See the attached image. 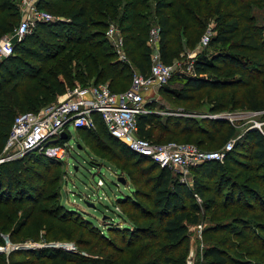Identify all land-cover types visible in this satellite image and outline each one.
<instances>
[{
	"label": "trees",
	"instance_id": "trees-1",
	"mask_svg": "<svg viewBox=\"0 0 264 264\" xmlns=\"http://www.w3.org/2000/svg\"><path fill=\"white\" fill-rule=\"evenodd\" d=\"M46 1L44 3H47L46 7L48 8L50 4H48V0ZM60 1L72 2V5L65 10L68 21L37 24L31 35L15 47L14 55L7 57L0 64L6 78L0 83V128L2 132L7 129L10 120L8 109L10 104L24 109L30 108L36 112L51 104V100L56 94H63L66 89H70L76 84L86 85L84 80L89 77H94L93 84L107 82L111 92H117L114 89L120 86V93L129 89L134 72L143 76L149 72L150 49L146 45L149 34L148 15L146 12L145 14L141 12L147 7L146 0ZM209 2H214L211 9H208ZM224 2L225 0H184L177 4V1L174 0H155L153 16L157 20L156 24L159 28V51L162 62L167 65H170L173 58H180L181 53L184 52L185 54L188 50L192 51L198 45L204 32L205 23L201 16L204 15L205 10L206 14L214 15L216 23L215 33L210 37L207 46L191 59L193 74L184 71L189 60L186 59L169 81L160 86L158 90L176 101L190 102L195 99L196 93L205 89L210 91L238 89L233 94L235 99L232 101L233 105L252 112H264V78H262L264 76V40L261 36L263 27L256 24V18H253L250 13L253 6L263 7L264 0H228L230 7H233V5L238 6V12L240 13L238 16L232 15V13L223 14ZM203 5H206L205 10ZM6 8L8 10L12 8L9 1H0V14ZM89 8L93 15L102 19L89 21L87 18ZM107 19L115 21L121 31L124 53L129 64L117 60V55L104 36L108 24ZM13 27L11 23L0 22V33H10ZM97 27H101L102 30L99 31ZM88 29H92L91 32H87ZM98 36L99 40L95 39ZM70 45H80L83 49L70 50L57 62L49 66L46 69L48 76L45 79V84L37 82L35 85H27L26 82L33 80L40 68L28 62L31 58L30 55L34 52L33 50H39L40 46H44V54L40 55L46 63L48 60L55 58L60 53L61 48ZM54 49L57 51L54 52ZM51 50L53 51L51 52ZM19 54L27 58L23 62L21 61L20 66V61L16 62L19 59ZM79 58L81 59L78 60ZM13 80L16 82H14L11 92H16L18 95L15 98L11 94L10 98L6 99L9 95L3 94L4 87ZM173 82L175 86H172ZM213 101L205 103L209 108V112L223 109L224 104L220 102L219 98ZM202 106L203 104L200 105V107ZM94 120L97 128L95 132L100 133L99 139L103 141L111 156H119L116 153L117 146H119L128 153L129 159L134 160L129 165L141 177L157 171L153 182L151 181V187L154 194L153 206L160 212L159 221L161 226L159 232L166 242L160 247L164 252L165 260L163 259V262L160 263L159 258L153 257L149 260L131 264H176L168 255L187 241L186 223H196L198 221L195 214L183 205L187 201H192L193 206L195 196L203 202V207L207 208L206 214L208 209L211 211L217 209L221 212L232 208L233 210L242 211L241 216L233 218L232 223L231 221L215 223L205 229L203 234L209 233L210 236L227 235L242 241L245 240L250 244L246 250L243 247L245 244L242 242L238 244L237 248L246 253L248 257L259 254V260L264 261V254H260V250L264 249V240H262V234H260L261 238L257 234L258 231L264 233V225L261 223L256 224L252 218H247L249 215L245 211L248 208L249 210L256 209L260 213L258 218L264 219V197L252 193L251 199L255 205L252 204L251 206V202L247 199L242 202V188L226 174L227 158L222 163L209 161L191 168L190 173L193 181L192 186L189 187L173 178L171 171L167 168H160L149 158L130 151L123 142L108 133L98 115H94ZM136 122L137 135L153 143H164L181 136H188L189 139H192V136H195L193 142L201 150H210L205 146L207 144L211 146L218 139L221 131H223V135L219 140L221 142L220 146L233 138L235 134L233 126L219 120L201 121V119L167 117L164 122H161L156 114H140L137 116ZM77 131L84 132L88 138H93L90 133L92 131L81 128ZM5 140L6 137H3V143ZM230 154L244 156L245 159L251 162L253 167L247 164L241 165L237 163V160H232L237 168L241 167V169L244 168L248 171L259 170L261 172L258 174L257 183L264 189V143L262 134L257 130L245 132L240 138V142L236 143L235 146L233 145L228 152V155ZM31 155L44 157L49 163L54 162L53 159H49L42 153L32 151L27 155L25 154L21 160H16L13 163L12 170L9 168L8 163L0 164V207L12 204L14 198L10 197L11 189L14 188L20 192L26 190L27 183L22 178L26 169L23 167L22 162ZM147 163L150 164L148 168H141V165ZM212 164L216 166L217 170L211 173L207 170ZM2 177H4V185ZM207 177L214 180L212 185L206 183ZM129 178L131 181L133 180L130 175ZM147 182L150 183V180ZM2 194L3 196H1ZM167 194L171 196L170 200L168 199L169 196L165 197ZM37 199L38 197L36 201ZM127 201L128 199H119L118 202L126 203ZM129 202L134 203V201ZM55 210H60V207H55ZM55 212L52 211L51 215ZM61 213L58 215L61 222L76 223V226L81 229L86 226L85 230L79 235V239L83 242L78 243L89 246L91 252H94L99 246L98 252L110 247L122 253V250L117 249L114 242L110 241L104 233L97 232L93 235L92 240H83L84 236H89L87 231H89V234H93V229H87L88 223L79 220L81 215L78 212H76L78 215L75 218L73 217V211L65 212L62 210ZM190 213H192L191 216ZM28 220L27 215H23L22 219L16 222L12 234H18ZM4 227L5 225H1V229ZM108 229L107 234L112 232L126 233L131 228ZM136 229L134 228L133 233L130 232L129 234H133L132 236L135 237L137 232L139 233ZM44 236L48 237L46 234ZM8 239L13 245L19 243L11 236ZM137 241L139 240L126 242V247L133 246ZM226 242L227 240H224L222 244ZM0 246H5L2 236H0ZM203 257L208 261L201 264H264V262H240L236 259L230 262L226 253L216 246L206 248ZM37 262H42L41 264H108V262L98 257H88L53 247L16 249L7 254H0V264H35Z\"/></svg>",
	"mask_w": 264,
	"mask_h": 264
},
{
	"label": "rangeland",
	"instance_id": "rangeland-1",
	"mask_svg": "<svg viewBox=\"0 0 264 264\" xmlns=\"http://www.w3.org/2000/svg\"><path fill=\"white\" fill-rule=\"evenodd\" d=\"M8 1L12 8L11 10L6 8L4 11H2L0 14V22L11 23V25L14 27L10 33H0V38H10L14 44L13 53L11 55H14L15 47L20 44L27 36L31 35L33 31L26 34L21 40H18L16 31L21 25V16L24 13L23 0ZM146 1L147 7L144 10H141V12H144L143 14L146 12L148 15V26L150 30L152 27L157 26V20L153 16L155 0ZM174 1H177V4H180L184 0ZM44 2L47 1L38 0L36 6L37 10L49 14L56 20L68 21L65 15V10L72 5V2L67 3L60 0H48L50 8H47V3ZM212 4H214V2H209L208 9L213 7ZM205 7L206 5H203L204 10ZM88 10L89 12L87 14V18L89 21L102 19L101 17L93 15L90 11V8ZM222 13H232V15L236 16L240 14L238 12V6L233 5V7H230L228 0H225L223 4ZM250 13L253 18H256V24L260 27H263L261 36L264 40V6H253ZM203 14L204 15L201 16V19L205 23L203 33H205L206 30H209L212 36L215 33L216 27L214 15L206 14V10L203 12ZM224 17L226 18V16ZM109 20L110 19H107L108 22L105 21L108 23L107 27L110 24H116L115 21ZM97 29L99 31L102 30L101 27H97ZM88 30L89 31L87 32H91L92 29ZM95 39L99 40V36ZM65 47L66 48H61L59 51L60 53L56 55V57L54 56L55 58L48 60L46 63H44V60L41 59V55L44 54L43 50L45 47L40 46L39 50H33L34 52H32L30 55L31 58L28 62H30L33 66L40 68L35 78L26 82L27 85H35L37 82L45 84V79L48 76L46 74V69L49 66L62 58L66 52L70 50L78 51L83 49V47H80V45H70ZM52 51L53 50H51V52ZM56 51L57 50L54 49V52ZM195 56L193 55V57ZM6 58L1 59L0 64ZM189 58L190 57H188L186 53L184 54V52L180 54V58H173L170 61V65H174L172 75L177 71V65L181 64L186 59L188 60ZM26 59L27 58H24L21 54H19V59L16 62L20 61V66L21 61L23 62V60ZM80 59L81 58L78 60ZM262 78H264V76H262ZM5 79L4 71L0 66V83H2V81ZM84 81L86 86L108 85L107 82L93 84L92 82L94 81V77H89ZM14 82L16 81H10L6 87H4L3 94L6 93L9 95V97L6 99H9L11 94L15 98L18 95L16 92H11ZM172 86H175L174 82ZM114 90L117 91L113 92L115 94H122L126 92V90H124L119 93L121 90L120 86L119 88L116 87ZM237 91L238 89H228L226 91H210L205 89L199 93H196L194 100L190 102H179L169 95L159 92L157 88L154 90L155 93L153 96L155 97L150 94L144 98V107L147 110L145 114H156L158 115L161 122H164L165 118L167 117L192 118L194 120L201 119V121L219 120L226 122L235 129L234 137L231 138L234 139L235 146L236 143L240 142V138L245 132L252 130L251 126L254 123L263 124L262 126L264 127V112H252L250 110H246L245 108H240L239 106L233 105L232 101L235 100L233 94ZM65 93L66 91L60 95L56 94L51 102L55 103L61 100ZM152 97L156 100L150 101V98ZM217 98H219L220 102L224 104L223 109L209 112V108L205 103H207V101L214 102L213 100ZM202 104L203 106L200 107ZM8 109L10 111V120L8 121L7 129L2 132L0 128V157L3 156L4 147L2 138L7 137L9 132L8 130L10 129L14 117L17 114L34 112L33 109L20 108L18 106H14V104H10ZM95 131L96 130L90 132L93 138H88L87 134L84 132L77 131L74 128L69 127L67 129L66 138L63 139V141L67 142L66 150H68V157L63 161H56V159L54 160L53 158H49L51 160L53 159L54 161L49 163L44 157L35 155H31L29 158L24 159L22 163L26 171L24 172L25 175H23L22 178L26 180L27 188L21 192L14 188L13 190L11 189L9 194L11 198H14L12 200V204L9 206L0 207V236H2L4 243L7 241L13 245L8 239V237L10 238L11 236L16 242H19L18 244L14 245L25 244L24 246H31L32 248L35 247V249L36 246L44 244L50 247L53 245L60 246L59 248L67 247L70 249L68 252L88 257H98L108 262V264H131L133 262L149 260L153 257L159 258V261H161L160 263H162L163 259L165 260V256L163 250H161L160 247L166 242L163 240L162 234L159 232L161 226L159 221L160 212L157 211L153 206L154 194L151 187V181L153 182L157 171L150 172L149 174L141 177L136 173L135 169L130 167L129 164L134 160L129 159L128 153L122 150L121 147L117 146L116 153L119 155L117 156L118 158L115 155L111 156V154L108 153V149L104 145L103 141L99 139L100 133ZM222 135L223 131L220 132L218 139L215 140L211 146H209V144L205 146L210 150H202L210 152L220 151L225 144L224 143L221 146L219 145L221 143L219 140ZM193 138H195V136H192V139H189L188 136H181L173 138L171 141L197 146L194 144ZM165 140H167V138H165ZM49 144L53 145L52 143ZM228 152L224 155L223 159L225 160V158H227L225 169L227 176L229 175L230 178L242 188V202L247 199L249 202H251V206L252 204L255 205L254 201L251 199L253 196L252 193H256V195H261L264 197V189L260 184L257 183L258 174L261 172L259 170L248 171L244 168L241 169V167L237 168L232 160H237V163L241 165L247 164L251 167L252 165L248 159L244 158V156H236L235 154L228 155ZM24 156L25 155L19 156L14 160L3 163H8L9 168L12 170L13 163L16 160H21L24 158ZM141 166V168H148L150 164L147 163ZM216 170V166L212 164L207 171L212 173ZM129 175L131 178H133L132 181L129 178ZM171 176L175 179H178V177L172 172ZM119 178H123V182H120ZM2 179L4 185V177H2ZM148 180H150V183L147 182ZM206 180L208 185H212V182L214 181L208 177ZM192 181L193 177L190 173L186 181H180L179 179L178 182L191 187ZM1 196H3V194ZM168 196L169 194H167L165 197ZM37 197L38 199L36 201ZM119 199H128V201L126 203H120L118 202ZM168 199L170 200L171 196H169ZM129 201H134V203L131 204ZM193 204L194 205L192 206V201H187L186 204L184 203L183 205L187 210L195 214V216L198 218V221L196 223H186L187 241L180 245L177 250L172 251V253L168 255V257L174 260L176 264H201L205 261H208V259L203 257V254L206 248L210 246H216L222 249L223 252L228 256L230 262L234 259H236V261L249 263L264 262L259 260V254L257 256L248 257L246 253H243L242 250L237 248L238 244L242 242L245 244L243 247L246 250L247 246L250 244L245 240L242 241L241 239H236L227 235L210 236L208 235L209 233H206V235L203 234L205 229L215 223H223L226 221H231L232 223L233 218L241 216L240 214L242 211L233 210L232 208L227 209V211L223 210L221 212H219L217 209H213L212 211L208 209L206 214L205 211L207 208L203 207V202H201V200L196 196L194 197ZM58 206L60 207V210L56 211L55 207ZM250 209H252V207H250ZM62 210L65 212L73 211L74 218L78 215L76 214V212H78L81 215L79 220H84L86 223H88L87 225L89 226L87 229H93V234L90 233V236L89 231H87L89 236H84L83 240H92L94 238L93 235L97 232L100 234L104 233V235L107 236L110 241L114 242L117 249L122 250V253L118 252L115 248L113 249L110 247L98 252L100 248L99 246L94 252H91L89 246L78 243L83 242L81 239H79V235L85 230L86 226L85 228L81 229L76 226V223L70 224L61 222L58 215L62 214ZM52 211H56L55 214L51 215ZM245 211H247L249 215L247 218H252L256 224L261 223L264 225V219L258 218L260 213H258L256 209L249 210L248 208ZM23 215H27V219H29L28 222L23 226L18 234H12V229L14 228L16 222L19 219H22ZM191 215L192 213H190V216ZM1 225H5V227L1 229ZM122 227H128L131 229H129V231L127 230L126 233H106L107 228L110 230L121 229ZM134 228H137L136 230L139 231L135 237L132 236L133 234H129L130 232L133 233ZM45 234L48 235V237H45ZM257 234L260 236V238V234H262V240H264L263 232L260 231L259 233L258 231ZM37 239L39 240L38 242L36 241ZM136 239L139 241H137L131 247H126V242H133ZM224 240H227V242L222 244ZM260 254H264V249L260 250ZM41 263L42 262H37L35 264Z\"/></svg>",
	"mask_w": 264,
	"mask_h": 264
},
{
	"label": "built area",
	"instance_id": "built-area-1",
	"mask_svg": "<svg viewBox=\"0 0 264 264\" xmlns=\"http://www.w3.org/2000/svg\"><path fill=\"white\" fill-rule=\"evenodd\" d=\"M38 0H23L24 13L21 16V25L16 31L18 40L31 33L37 24L54 23L55 18L37 10ZM105 38L117 55V60L127 62L123 50V37L116 24H110L104 32ZM211 34L209 30L199 39V51L205 48ZM147 46L150 49V67L147 75L134 72L129 89L122 94L111 92L108 85H79L67 89L64 97L36 112L17 114L10 126L4 142L3 156L0 164L14 160L29 152L37 151L48 158L63 161L68 157L67 142L63 141L62 134L67 135L69 127L75 130L81 128L87 131L96 129L94 115H98L108 133L123 142L130 151L145 156L156 163L160 168H167L178 177V181H186L190 169L209 161L223 162L224 155L234 145V139L227 141L220 151H204L197 146L167 141L153 143L137 135V116L145 114V96L154 95L153 88L165 85L172 76L174 65L162 62L159 51V28L154 26L149 30ZM14 44L8 37L0 38V60L13 53ZM192 58L185 65V72L193 74ZM178 68L181 64L177 65ZM155 97V96H153ZM150 101H155V98ZM261 113V112H258ZM206 116V115H204ZM208 116V115H207ZM263 124L254 123L250 128L259 131L263 136ZM52 143L53 145H50ZM25 245V244H24ZM11 245L6 241L0 246V254L16 249H29L31 246ZM50 247L38 245L36 249ZM59 248L60 246H51ZM65 251L70 249L61 247ZM32 249H35L33 247Z\"/></svg>",
	"mask_w": 264,
	"mask_h": 264
},
{
	"label": "crops",
	"instance_id": "crops-1",
	"mask_svg": "<svg viewBox=\"0 0 264 264\" xmlns=\"http://www.w3.org/2000/svg\"><path fill=\"white\" fill-rule=\"evenodd\" d=\"M199 50H200L199 47L196 46L192 51L188 50V52H186V54H187L188 57L191 58V57H193V55L195 56L197 53H199ZM156 89H157L156 87L153 88V90H156Z\"/></svg>",
	"mask_w": 264,
	"mask_h": 264
},
{
	"label": "water",
	"instance_id": "water-1",
	"mask_svg": "<svg viewBox=\"0 0 264 264\" xmlns=\"http://www.w3.org/2000/svg\"><path fill=\"white\" fill-rule=\"evenodd\" d=\"M61 136H62V138H63V139H65V138H66V135H65V134H62ZM119 181H120V182H123V180H122V179H120V178H119Z\"/></svg>",
	"mask_w": 264,
	"mask_h": 264
},
{
	"label": "bare ground",
	"instance_id": "bare-ground-1",
	"mask_svg": "<svg viewBox=\"0 0 264 264\" xmlns=\"http://www.w3.org/2000/svg\"><path fill=\"white\" fill-rule=\"evenodd\" d=\"M134 153V152H133Z\"/></svg>",
	"mask_w": 264,
	"mask_h": 264
}]
</instances>
